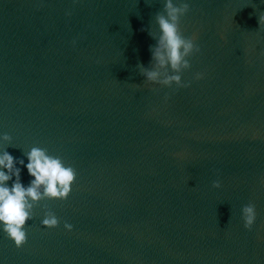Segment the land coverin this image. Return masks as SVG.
Masks as SVG:
<instances>
[{"label": "water", "instance_id": "1", "mask_svg": "<svg viewBox=\"0 0 264 264\" xmlns=\"http://www.w3.org/2000/svg\"><path fill=\"white\" fill-rule=\"evenodd\" d=\"M182 2L201 51L177 90L137 67L164 0H0V153L46 148L77 171L22 248L0 230V264H264V0Z\"/></svg>", "mask_w": 264, "mask_h": 264}, {"label": "clouds", "instance_id": "2", "mask_svg": "<svg viewBox=\"0 0 264 264\" xmlns=\"http://www.w3.org/2000/svg\"><path fill=\"white\" fill-rule=\"evenodd\" d=\"M189 11L190 5L187 2L176 0L174 3V0H164L163 11L155 15L158 31L141 29L148 31L149 36L156 41L154 45L149 46L151 68L143 64L137 65L139 73L147 82L167 88L175 85L177 90L191 86L192 81L182 80V73L191 68L189 58L201 49L196 43L195 35L186 37L181 31V19ZM259 23L264 24V14L259 16ZM203 78V73L195 75L196 80ZM168 98L166 94L165 101ZM0 139L12 146V137L7 133ZM24 155L27 164L24 159L15 158L6 150L0 153V230L17 249L27 243L26 226L28 221L34 219V208L45 199L66 200L77 178L74 167L66 165L62 157L49 154L46 148L33 146ZM17 164L26 167L32 177L28 186L21 182V168L17 167ZM212 187L220 189L222 184L216 180ZM241 218L244 228L252 231L257 219L254 203L242 207ZM41 223L45 228L53 229L59 226L60 221L54 212L46 210ZM64 228L71 232L73 225L65 222Z\"/></svg>", "mask_w": 264, "mask_h": 264}]
</instances>
